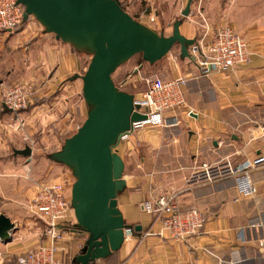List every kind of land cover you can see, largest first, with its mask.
Wrapping results in <instances>:
<instances>
[{
    "label": "crops",
    "instance_id": "crops-1",
    "mask_svg": "<svg viewBox=\"0 0 264 264\" xmlns=\"http://www.w3.org/2000/svg\"><path fill=\"white\" fill-rule=\"evenodd\" d=\"M187 1L155 0L152 22L168 35L180 18L182 34L194 39L208 24H230L248 39L251 59L209 72L190 53L165 59L160 77L186 79L183 101L164 112L176 123L146 125L114 147L124 160L125 180L116 204L124 221L139 228L131 229L117 251L90 264H264V165L252 167V195L238 189L227 169L264 147V0H191L184 16ZM142 59L133 70L146 63ZM86 65L81 51L34 17L0 29V82H23L32 94L29 105L16 111L0 99V213L15 224L10 239L0 240V264H14L20 252L50 243L45 223L27 205L45 166L39 151L59 149L85 117L80 74ZM25 145L29 156L14 152ZM202 163L215 171L211 178L198 176ZM164 193L180 210L203 212L197 235L169 236L160 231L161 214L142 209L141 202ZM85 237L75 224L59 232L53 252L59 264L72 263Z\"/></svg>",
    "mask_w": 264,
    "mask_h": 264
},
{
    "label": "water",
    "instance_id": "water-1",
    "mask_svg": "<svg viewBox=\"0 0 264 264\" xmlns=\"http://www.w3.org/2000/svg\"><path fill=\"white\" fill-rule=\"evenodd\" d=\"M24 7L23 20L33 15L45 30L71 44L90 58L82 74L86 116L81 126L65 137L48 158L67 166L74 181L70 185V204L75 228L86 239L73 260L89 264L108 257L124 241V221L117 194L125 187L124 160L114 147L128 132L133 120L146 116L134 110L139 104L134 94L120 89L113 71L139 53L153 64L176 44L179 56L189 57L188 47L195 41L180 30L181 19L172 23L171 34L157 31L123 10L119 0H17ZM188 0L182 15L190 11ZM14 152L29 156L25 145ZM15 224L0 213V240L8 241ZM139 228V225H135Z\"/></svg>",
    "mask_w": 264,
    "mask_h": 264
},
{
    "label": "built area",
    "instance_id": "built-area-1",
    "mask_svg": "<svg viewBox=\"0 0 264 264\" xmlns=\"http://www.w3.org/2000/svg\"><path fill=\"white\" fill-rule=\"evenodd\" d=\"M155 0H138L142 3L140 16L148 20L156 18ZM24 7L17 0H0V29L12 30L22 22ZM201 37L189 46V53L197 57L201 70L209 72L211 69L225 71L233 66L247 63L251 59L248 39L241 31L235 30L230 24L204 27ZM148 85L140 97L134 96V101L139 104L135 108L143 113L146 118L133 120L130 129L122 137L131 132L146 127V125L162 126L167 123L174 124L173 116L165 117L166 110H173L183 101L182 86L186 83L183 76L164 79L157 75L147 78ZM32 94L27 84L15 82H0V99L4 106L10 110L23 108L31 102ZM23 122L19 120V125ZM81 125L75 124L74 131ZM121 137V138H122ZM264 165V147L260 154L252 159H245L227 169L235 178L238 189L243 194H255L256 185L252 178V167ZM202 172L198 176L211 178L215 173L206 163L201 165ZM141 207L147 213L158 211L161 214L160 231L167 232L169 236L177 239L197 235L204 223L203 212L197 207L180 210L172 201L171 195L164 193L153 200L141 202ZM27 207L45 223V232L50 239L49 244H40L36 247L20 252L14 264H59L53 255L55 250L54 239L59 232L68 229L75 222L70 196L66 194L63 185L55 178L40 179L35 184L34 194ZM132 234L131 228H124V238ZM263 240L260 241V244ZM121 264V263H118Z\"/></svg>",
    "mask_w": 264,
    "mask_h": 264
},
{
    "label": "rangeland",
    "instance_id": "rangeland-1",
    "mask_svg": "<svg viewBox=\"0 0 264 264\" xmlns=\"http://www.w3.org/2000/svg\"><path fill=\"white\" fill-rule=\"evenodd\" d=\"M120 1L122 2L124 8L127 9L132 15H134L135 19L151 27L156 26L157 27L156 30L161 31L159 29L160 26L158 27V25H156L155 22L148 20L146 16H143V17L140 16L139 11L136 10V7L139 5L138 0H120ZM30 16L34 17L33 15H30ZM82 53H83L84 59L87 61V64H88L90 56L84 52ZM178 54H179V44L176 43L168 51V53L162 56V58L158 60L157 62L151 65H149L148 62H146L142 67L136 66L135 69L133 70L132 67L141 58V55L139 53L134 54L128 59L127 62L121 64L113 71L112 73L113 79L120 89L125 90L127 92H132L135 97H140L141 93L145 91V88L148 85L147 78L152 77L154 75H158L159 77L162 76L163 74H160V70L165 68V65H166L165 59H167L168 56L176 57ZM119 70L123 71L122 74L120 75H118ZM49 152L51 151L50 150L49 151H39L38 153L39 155L41 154L39 158H41L45 164V166L42 167L40 170L41 179L50 178V177L57 179L63 185L64 190H66V193L70 196V191H71L70 185L74 181V176L73 174H71V171L67 166L59 162H56L52 160L51 158H48Z\"/></svg>",
    "mask_w": 264,
    "mask_h": 264
},
{
    "label": "trees",
    "instance_id": "trees-1",
    "mask_svg": "<svg viewBox=\"0 0 264 264\" xmlns=\"http://www.w3.org/2000/svg\"><path fill=\"white\" fill-rule=\"evenodd\" d=\"M120 1V0H119ZM120 5H121V7L123 8V10H127V9H125L124 8V6H123V4H122V2L120 1ZM23 6V5H22ZM128 11V10H127ZM129 12V11H128ZM130 13V12H129ZM131 14V13H130ZM132 15V14H131ZM133 17H134V15H132ZM135 18V17H134ZM23 21V20H22ZM20 24V23H19ZM18 24V25H19ZM81 52H83V51H81ZM85 53V52H84ZM87 54V53H86ZM142 61L143 62H148V61H146L145 59H142ZM149 63V62H148ZM150 64V63H149ZM125 91V90H124ZM130 225V227H131V229L133 230V228H135V226H134V224L132 225V224H129ZM71 264H77L74 260L72 261V263ZM90 264V263H89Z\"/></svg>",
    "mask_w": 264,
    "mask_h": 264
}]
</instances>
